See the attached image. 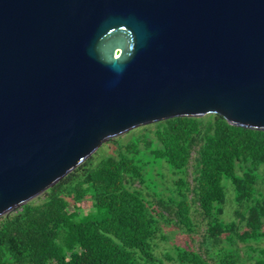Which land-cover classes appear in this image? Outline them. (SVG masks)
<instances>
[{
  "label": "water",
  "instance_id": "95a60500",
  "mask_svg": "<svg viewBox=\"0 0 264 264\" xmlns=\"http://www.w3.org/2000/svg\"><path fill=\"white\" fill-rule=\"evenodd\" d=\"M264 131V0H0V217L173 117Z\"/></svg>",
  "mask_w": 264,
  "mask_h": 264
},
{
  "label": "trees",
  "instance_id": "16d2710c",
  "mask_svg": "<svg viewBox=\"0 0 264 264\" xmlns=\"http://www.w3.org/2000/svg\"><path fill=\"white\" fill-rule=\"evenodd\" d=\"M195 136L202 143L194 192L207 219L209 251L217 264H243L236 242L264 239V193L258 187L264 131L232 125L213 113L144 125L128 141L110 139L114 152L90 156L39 202L0 217V264H210L193 248L177 247L163 258L153 253L152 242L162 235L160 217H166L148 192L175 209L186 231L195 229L185 178ZM164 166L173 175L166 195L156 175L149 176L150 169ZM133 181L143 187H132ZM226 181L243 209L236 210L240 221L224 219ZM249 254L264 264V247H250Z\"/></svg>",
  "mask_w": 264,
  "mask_h": 264
},
{
  "label": "rangeland",
  "instance_id": "374dc122",
  "mask_svg": "<svg viewBox=\"0 0 264 264\" xmlns=\"http://www.w3.org/2000/svg\"><path fill=\"white\" fill-rule=\"evenodd\" d=\"M131 131H127L118 137L122 141H128L131 137ZM202 143V138L200 136H195L192 144H191V156L189 162L187 164V169L185 173L186 181L189 184L188 197L192 203V218L195 224V229L192 232L186 231V229L180 224L178 217L176 215L175 209L165 203L159 202L155 196H153L150 192L147 194L152 197L156 202V207L159 211L165 214L166 218L160 217L161 225H162V236L159 234L152 242L153 244V253L155 256L163 258L164 253H176L177 247H185V248H193L197 251L203 258H205L210 264H217L218 258L215 255H211L207 242L206 231L208 228L207 219L204 214L201 212L200 205L195 196L194 188L196 187V177L198 175V158H199V148ZM115 145L109 140L105 142L93 155L98 158L101 153H109L115 151ZM149 176L150 178L156 177L157 181L162 182V187L167 189L164 191L165 195L172 190V173L170 172V168L164 166L162 168L154 167L150 169ZM262 173V177L260 178L258 187L259 190L264 193V165L260 168V174ZM152 176V177H151ZM154 181V180H152ZM156 183L153 182V184ZM152 184V185H153ZM226 190H227V203H226V211L224 215V219L226 221L236 220L240 221V217L236 215V210L238 206L234 202V192L232 185L229 181L225 182ZM132 187H143L138 181L131 182ZM159 187V186H158ZM161 188V189H163ZM43 194L35 197L33 200L39 202L43 198ZM239 209V208H238ZM240 211L243 209L240 208ZM243 230V229H240ZM219 244L224 243V239L218 240ZM236 249L239 253V258L243 261V264H257L256 257L249 254L250 247L253 248H263L264 247V239L261 241H251L249 243H244L242 241L236 242ZM255 256H262L261 254H255ZM167 264H180L178 261H169L164 260Z\"/></svg>",
  "mask_w": 264,
  "mask_h": 264
}]
</instances>
